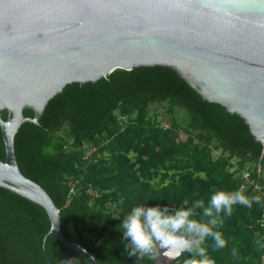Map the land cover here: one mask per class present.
<instances>
[{"label": "trees", "instance_id": "16d2710c", "mask_svg": "<svg viewBox=\"0 0 264 264\" xmlns=\"http://www.w3.org/2000/svg\"><path fill=\"white\" fill-rule=\"evenodd\" d=\"M151 103L167 114L166 128L159 126L157 112H148ZM176 107L188 115L184 126L174 117ZM61 128L64 135L58 133ZM14 143L19 172L49 196L63 236L97 264H134L117 227L133 205L173 209L185 200L207 201L217 189L236 190L237 170L260 153L264 171V147L243 119L203 99L161 65L116 68L92 82L67 83L36 123L27 121L18 129ZM83 143L96 146L95 161L80 159ZM214 150L218 154L212 157ZM260 183L264 186V178ZM88 187L95 196L85 192ZM245 194L256 195L249 188ZM261 206L262 200L251 208L234 206L231 216L222 214L218 230L227 246L213 250L207 242L213 264L260 263L263 244L254 221ZM48 228L40 205L0 187V264H46L40 242ZM44 247L50 264H88L51 233ZM187 256L170 264H183ZM152 262L153 255L135 264Z\"/></svg>", "mask_w": 264, "mask_h": 264}, {"label": "water", "instance_id": "95a60500", "mask_svg": "<svg viewBox=\"0 0 264 264\" xmlns=\"http://www.w3.org/2000/svg\"><path fill=\"white\" fill-rule=\"evenodd\" d=\"M152 65L240 116L264 147V0H0V187L44 209L46 264L49 233L97 262L63 236L49 196L19 172L16 132L67 83ZM164 251L156 247L155 263L170 264Z\"/></svg>", "mask_w": 264, "mask_h": 264}, {"label": "clouds", "instance_id": "9594fccd", "mask_svg": "<svg viewBox=\"0 0 264 264\" xmlns=\"http://www.w3.org/2000/svg\"><path fill=\"white\" fill-rule=\"evenodd\" d=\"M260 203L259 195L248 196L243 188L236 190L217 189L209 194L207 201L185 200L180 207L170 209L160 204L133 205L120 220L118 229L122 233L124 252L135 261L151 257L157 246L164 249L170 259L188 256L183 264H213L209 257L208 244L213 250L223 249L227 242L223 233L222 214L231 216L234 206L251 208ZM236 255V250H232Z\"/></svg>", "mask_w": 264, "mask_h": 264}, {"label": "built area", "instance_id": "2783aa9c", "mask_svg": "<svg viewBox=\"0 0 264 264\" xmlns=\"http://www.w3.org/2000/svg\"><path fill=\"white\" fill-rule=\"evenodd\" d=\"M123 122L125 117H119ZM159 126L162 128H166L168 126L167 121L161 120L158 122ZM261 155L253 162L245 163L240 169L237 170L238 176V185L237 189L249 188L256 195H259L262 200V206L259 213V216L255 219L254 223L258 228L259 237L263 244V251L260 257V263L264 264V186L260 183V178H264V171L261 166ZM100 156V153L97 152V148L95 145L83 143L80 147V159L86 162L95 161L96 158ZM236 166H233L231 169H235ZM85 192L92 196L96 195V192L91 190L89 187L86 188Z\"/></svg>", "mask_w": 264, "mask_h": 264}, {"label": "rangeland", "instance_id": "374dc122", "mask_svg": "<svg viewBox=\"0 0 264 264\" xmlns=\"http://www.w3.org/2000/svg\"><path fill=\"white\" fill-rule=\"evenodd\" d=\"M166 103H163V106L165 105ZM162 109L161 105L160 104H157V103H151L149 104V107H148V112L149 113H152V112H157V118L158 119H161V120H164L166 121L167 120V114L166 113H162L160 110ZM174 117L176 118V120L178 121V123L181 125V126H184L187 119H188V115L186 114V112L181 109V108H174ZM64 128H61L59 130V134L60 135H64ZM180 138H183L184 135L183 134H180L179 135ZM218 154V150H214L212 151L211 155L212 157H215L216 155ZM234 160V159H232ZM235 162V161H233Z\"/></svg>", "mask_w": 264, "mask_h": 264}, {"label": "flooded vegetation", "instance_id": "af4514ba", "mask_svg": "<svg viewBox=\"0 0 264 264\" xmlns=\"http://www.w3.org/2000/svg\"><path fill=\"white\" fill-rule=\"evenodd\" d=\"M155 253V252H154ZM154 253H153V262H152V264H163V263H155L154 262Z\"/></svg>", "mask_w": 264, "mask_h": 264}]
</instances>
